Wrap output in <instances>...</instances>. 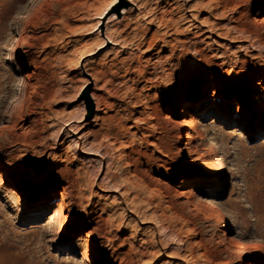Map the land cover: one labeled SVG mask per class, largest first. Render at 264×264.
<instances>
[{
    "label": "rangeland",
    "instance_id": "rangeland-1",
    "mask_svg": "<svg viewBox=\"0 0 264 264\" xmlns=\"http://www.w3.org/2000/svg\"><path fill=\"white\" fill-rule=\"evenodd\" d=\"M254 1L0 0V264H264ZM248 79L259 90L244 89ZM204 103L194 131L175 123ZM216 157L224 170L209 184ZM63 187L71 213L43 206ZM209 188L230 237L242 235L237 248L203 208Z\"/></svg>",
    "mask_w": 264,
    "mask_h": 264
},
{
    "label": "bare ground",
    "instance_id": "bare-ground-1",
    "mask_svg": "<svg viewBox=\"0 0 264 264\" xmlns=\"http://www.w3.org/2000/svg\"><path fill=\"white\" fill-rule=\"evenodd\" d=\"M257 2L260 5H257ZM253 4H254V7L255 8L259 9V13L260 14H264V0H258V1L256 0V4H255V1H254V3H252V5ZM263 24H264V21H263ZM90 54L91 53H89V52L82 53V55L80 57V61H83V60L87 59L90 56ZM25 78L28 81L31 78V76L29 75V76H26ZM253 85H256V88L255 89L253 88ZM260 85H261V83H257L255 81H253L252 79H248L245 82V85H244L243 88L246 89L248 92H252V91L259 90V86ZM203 89H204V85L203 84H200L199 87H198L197 94H196V98H195L196 100H198L203 95V93H204V90ZM225 93H226V91H222V94H225ZM260 99H256V101H253L252 100L249 106L251 108H255V106L257 105V103L259 102ZM188 106H190V104ZM205 106H206V103H204V104L201 105L202 112L204 110L205 111L202 114H200L199 116H195L194 115L188 121H186L185 123H184V121H182V122L178 121V122H175V123H178L179 125H182V126H186L190 131H192V130L194 131V128H196L195 121L198 119L197 117L202 118L204 116V113L206 112ZM95 111H97V109H95ZM180 116L181 115H179V117ZM197 125H199V127H200L197 130H199L201 132V134L204 133V132H206L208 130V128L205 127L203 124H201L199 122V120L197 121ZM207 139L209 140V142H208L209 148L208 149L210 150V155L211 156H216L215 155L216 154V149H215V142H214L215 140H214V138L212 137V135H209V138H207ZM191 141H192V136L191 135H188L187 136V139H186L185 146L182 148V151L183 152L190 153V151H191ZM190 163L193 164L195 167L198 166V168H197L198 170L201 169V167H202L201 164H198V161L196 159H191L190 160ZM2 166L5 167V165H2ZM221 170H224V163H223V161H221V158L216 157L215 160L213 161V166H212V169H211V172H210V175H211L210 178L211 179L208 181L209 184L216 183L217 176H218V172L221 171ZM196 182L198 183L199 181H196ZM196 182H194V183L196 184ZM7 184H8V186L5 188V191H6L7 195L11 199L14 200V202L16 203L17 206H20L21 207L22 204H23V194L20 193L17 189H15V187H14V185H13V183L11 181H7ZM66 191H67V189L63 187L61 193H57L55 195H51V198L50 199H52V201L49 202L50 204L49 203H46L47 205H43V206L55 207V208L58 209V211H59L60 214H63L64 212H70L71 213L74 210V207L71 206L69 208H66L62 204L65 196L67 195V192ZM47 192H48L47 190H44V191H42L40 193V195L45 196ZM213 194H214L213 189L212 188H209L208 191L206 192V197L203 199V202H204L203 203L204 204L203 205V208L206 209L211 216L216 217V219L219 221V226L218 227L220 228V230H219L220 231V234L222 236H224V237H229L230 240L234 241L233 242V245H230V247L237 248L241 244L242 235H241V233H236V235L234 237L233 236L230 237L232 230L229 227V222L226 219H224L222 217V215L219 213V206H218L217 202L213 199V197H212ZM57 196L61 197V200H60L61 203H57V204L55 203L57 201L56 200L57 199ZM179 198H183L187 202H190V196L187 194L186 191H184V189H182L181 192L179 193ZM191 203H194V202H191ZM42 204L43 203L41 202L40 205L39 206H36V207H40V206H42ZM38 210L41 211V210H43V208H38ZM97 231H99V227H95L92 231L86 233L85 236L86 237H89L90 235H92L93 233H95ZM64 236H66V232H63L60 237H64ZM72 244H73L72 242H68L67 243L68 246H71ZM90 250H91V247L88 246V245H86V250L82 253L84 255V259H88L87 258L88 257L87 256L88 255L87 253ZM257 252H258L257 255L258 256H261V249L260 248H258ZM182 262L184 264H186V263L189 262V260L187 258H185V259L182 260Z\"/></svg>",
    "mask_w": 264,
    "mask_h": 264
},
{
    "label": "snow or ice",
    "instance_id": "snow-or-ice-1",
    "mask_svg": "<svg viewBox=\"0 0 264 264\" xmlns=\"http://www.w3.org/2000/svg\"><path fill=\"white\" fill-rule=\"evenodd\" d=\"M112 2L114 3L115 2V0H112ZM109 7L111 6V5H108Z\"/></svg>",
    "mask_w": 264,
    "mask_h": 264
}]
</instances>
